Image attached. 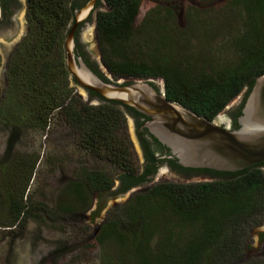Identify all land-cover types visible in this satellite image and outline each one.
<instances>
[{
    "label": "trees",
    "instance_id": "trees-1",
    "mask_svg": "<svg viewBox=\"0 0 264 264\" xmlns=\"http://www.w3.org/2000/svg\"><path fill=\"white\" fill-rule=\"evenodd\" d=\"M72 1L27 0L30 32L9 61L8 96L0 106V122L11 123L14 134L21 126L45 131L56 118L67 122L76 129L84 150L119 169L120 185L114 190L116 183L108 171L82 166L75 178L64 183L52 206L29 193L42 161L39 154L17 152L11 157L9 148L0 158V228L13 239L23 234L31 220L61 224L68 215L90 211L96 194L146 184L165 160L156 152L161 146L158 140L155 138L158 144H148L146 136V166L138 169L122 132L127 113L140 126L148 118L102 96L100 103L91 105L71 85L64 43L74 18ZM142 3H98L102 6L98 12L100 51L110 72L115 77L162 78L169 100L212 120L247 89L243 101L231 112L237 122L256 78L264 74V0L225 3L224 18L235 19L229 18L228 48L234 58L224 64L212 61L213 48L203 45L209 40H199L193 30V21L206 30L220 26L216 19L203 15L202 8H192V23L183 27L177 18L180 7L167 1L169 5L150 9L137 24ZM206 32L208 36L211 29ZM195 39L199 45L192 42ZM76 48L85 58L84 48ZM135 49L142 50V56L134 54ZM97 64L90 67L112 81L99 61ZM214 174L212 181L158 182L114 207L96 237L101 245L117 246L114 256H104V264H264L260 259H246L248 228L264 222V173L251 169L231 174L229 179L222 171ZM66 248L64 245L57 252Z\"/></svg>",
    "mask_w": 264,
    "mask_h": 264
},
{
    "label": "rangeland",
    "instance_id": "rangeland-1",
    "mask_svg": "<svg viewBox=\"0 0 264 264\" xmlns=\"http://www.w3.org/2000/svg\"><path fill=\"white\" fill-rule=\"evenodd\" d=\"M167 1H170L169 4L175 3L180 7L177 18L183 27L192 23L190 22L192 19L190 18V12L193 11L192 8L194 7L196 9L202 8L203 15L207 14L216 19L220 23L216 30L214 26L206 30L202 25H196L194 21L192 23L195 27H193V30L196 31L199 40H209V43L203 45L213 48L210 53L213 62L218 61L224 64L232 61L234 55L229 52L228 48H230L229 39L232 30L230 20L235 19V17L224 18L223 9L227 0H214L213 2L204 0H143L137 24L142 22L150 9L159 5H169L166 3ZM20 2L21 7L19 4L15 7L16 12L13 15V21L0 26V106L7 101L9 88L7 86L8 64L18 44L14 47H10V45L16 43V41L21 42L25 38L21 36V32L25 25L24 10L28 8L27 0H20ZM1 9L0 3V13ZM232 22L234 23V21ZM87 23L82 30V36L87 43V52L93 60L98 62L100 61L101 51L94 39L95 25L91 21ZM18 24L20 27L17 30ZM210 29L211 33L206 36V31ZM192 42L195 45L198 44L196 39ZM225 48L227 50H224ZM134 54L142 56L143 51L135 49ZM101 70L112 81H130L133 79L125 76L115 77L103 67ZM71 85L77 87L78 94L87 103L96 105V103L88 100V94L80 86H77L72 78ZM237 105L235 104L228 109L225 108L226 110L220 112L214 120L219 124L227 121L229 123L231 112ZM15 130L11 123L4 124L0 122V158L9 148L11 157L17 152L39 154L42 161L37 166V171L29 189V193L33 194L35 199L45 201L53 206L64 183L75 178V172L82 166L108 171L115 180L116 189H118L120 184L119 169L110 161L101 159L84 150L79 144L76 129L72 128L67 122L56 118L45 131L25 126L17 129L16 134L13 133ZM122 134L128 141L136 166L138 169H142L145 162L144 151L137 138L134 117L129 113H127ZM9 160L10 158H7V161ZM168 176H170L169 167L164 164L151 182L135 186L140 189L132 192V187L129 190L114 194L108 193L99 196L96 194L93 208L90 211L81 216L68 215V220H63L61 224L52 225L51 223L31 220L24 229L23 234L15 239L1 232L3 230L0 228V264H104V256H114L117 246L113 244L101 245L96 237L100 226L107 220L114 207L127 203L136 193L158 182L189 183L187 180L192 179L194 181L190 183H194L214 180L211 177L201 175L180 179L166 178ZM100 202L102 203L101 207H99ZM95 211H97V214L94 216ZM262 231H264V222L261 225L255 224L248 228L246 259L254 258L264 262V239L262 237L264 232ZM64 245L67 248L58 253L57 251L62 250Z\"/></svg>",
    "mask_w": 264,
    "mask_h": 264
},
{
    "label": "water",
    "instance_id": "water-1",
    "mask_svg": "<svg viewBox=\"0 0 264 264\" xmlns=\"http://www.w3.org/2000/svg\"><path fill=\"white\" fill-rule=\"evenodd\" d=\"M97 1L88 0L74 10L65 37V62L70 78L77 86L87 94V90L95 91L105 99L121 102L145 115L148 119L143 126L168 147L172 152L170 157H175L184 167L237 171L264 161V74L256 78L246 97L237 119L240 125L237 129L229 128L231 120L219 124L169 100L162 78L156 81L142 78L106 81L86 63L76 48L78 27L92 14ZM99 60L101 68L110 72L101 55ZM246 92L247 89L225 108L241 103ZM191 181L194 180H187ZM137 189L140 188L133 187L131 191Z\"/></svg>",
    "mask_w": 264,
    "mask_h": 264
},
{
    "label": "flooded vegetation",
    "instance_id": "flooded-vegetation-1",
    "mask_svg": "<svg viewBox=\"0 0 264 264\" xmlns=\"http://www.w3.org/2000/svg\"><path fill=\"white\" fill-rule=\"evenodd\" d=\"M77 1V2H76ZM88 0H73L72 2H74V10L76 8H81L82 6H84L86 4ZM100 1V0H99ZM99 1L96 2L94 10L92 12V14L88 17V19H86V21L82 22L79 27L78 30L76 32V44L77 47H82L84 48V50L86 51V57L84 58V60L86 61V63L91 66V64H95L98 66L97 62L95 60L92 59L91 55L87 52V43L85 42V40L83 39L82 36V30L83 28L88 24V21H91L92 23L94 22V39L95 42L97 43V45L99 46L100 49V37L98 35V12L101 10L100 5H98ZM1 3V13H0V26L2 25H6L9 24L13 21V15L16 12V5H20L21 7V2L20 0H0ZM27 7H28V3H27ZM25 13H24V18H25V25L24 28L21 32V36L24 38L29 32H30V24H29V18H28V8H25ZM19 24L17 26V30L19 29ZM20 41H16V43H12L10 45V47H14L15 45L19 44ZM77 53L80 55L79 51L77 50ZM110 70V69H109ZM88 91V100L90 102H96V104H98V102L100 103L102 101L101 97L102 95L97 94V95H92V90H87ZM97 93V92H96ZM99 95V96H98ZM103 97V96H102ZM134 117V116H133ZM134 122L136 125V133H137V138L139 140L140 145L143 148L144 151V166H146V145H145V141L144 138L146 136L147 139V143L149 144H158L155 140V137L149 132V133H143V131H145L144 126H140L138 125V121L136 119V117H134ZM240 125L238 123V121H235L234 115L231 116V124L229 126V128L231 129H237L239 128ZM148 130V129H147ZM149 131V130H148ZM147 134V135H146ZM152 135V136H151ZM159 142V141H158ZM160 143V142H159ZM161 146L157 147V154L158 156H161L162 159H165L164 162L158 164L156 172L154 174H152V178L150 181H146V183H149L153 180L154 176L157 174V172L159 171V169L161 168L162 165L166 164L169 167V172H170V176L166 177V178H182V177H192V176H196V175H201V176H207V177H211L213 179H215L216 177L214 176V171L213 169H207V168H187L184 167L180 164H176L175 161L176 158L175 157H170L172 155L171 150L166 147L165 145H163L162 143L158 144ZM177 162V161H176ZM251 169H259L260 172L264 173V161L251 165L247 168H244L242 170H237V171H222L224 174V178L229 179L231 177V174L233 175H241L246 173L247 171L251 170ZM169 182V181H168ZM120 185V184H119ZM145 185V184H144ZM130 189V188H129ZM128 189V190H129ZM116 190V187L115 189Z\"/></svg>",
    "mask_w": 264,
    "mask_h": 264
}]
</instances>
